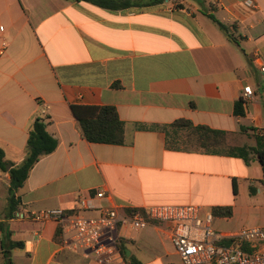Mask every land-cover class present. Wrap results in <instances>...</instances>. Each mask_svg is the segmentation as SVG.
<instances>
[{
	"label": "crops",
	"instance_id": "crops-1",
	"mask_svg": "<svg viewBox=\"0 0 264 264\" xmlns=\"http://www.w3.org/2000/svg\"><path fill=\"white\" fill-rule=\"evenodd\" d=\"M178 1L175 9L111 10L83 0H0V49L8 44L0 54V148L11 167L20 165L38 118L58 141L16 192L17 213H76L82 197L102 190L107 196L97 203L122 212L231 206V217L214 216L225 236L264 227V168L254 152H264V73L253 63L258 51L264 57V0ZM246 86L253 97L244 98ZM240 100L245 116L235 114ZM74 105L114 106L124 144L88 142ZM179 119L225 131L228 147L202 149L190 129L173 126ZM243 147L249 162L238 155ZM9 187V172L0 171V191ZM7 212L0 223L22 243L9 251L12 264H101L62 250L56 222L9 219ZM171 229L157 221L140 231L122 227V250L142 264H174ZM8 258L0 244V264Z\"/></svg>",
	"mask_w": 264,
	"mask_h": 264
},
{
	"label": "built area",
	"instance_id": "built-area-1",
	"mask_svg": "<svg viewBox=\"0 0 264 264\" xmlns=\"http://www.w3.org/2000/svg\"><path fill=\"white\" fill-rule=\"evenodd\" d=\"M162 4L175 9L179 1L162 0ZM248 4L254 6L252 1ZM7 46L4 41L0 54ZM253 63L264 73V57L260 51L255 54ZM254 94L251 86L244 88V98H251ZM258 134L264 136V130ZM106 196L107 193L101 190L94 196L82 197L80 210L76 213L60 208L45 209L31 211L28 216L18 212L15 218H29L39 223L56 222L62 250L79 252L85 259L101 264H128L121 247V228L140 231L153 221L172 225L171 238L181 264H264V227L243 229L235 235L225 236L214 229L213 212L204 211L199 205H154L122 212L117 206L105 207L97 203ZM224 239L231 240V243L222 244Z\"/></svg>",
	"mask_w": 264,
	"mask_h": 264
},
{
	"label": "trees",
	"instance_id": "trees-1",
	"mask_svg": "<svg viewBox=\"0 0 264 264\" xmlns=\"http://www.w3.org/2000/svg\"><path fill=\"white\" fill-rule=\"evenodd\" d=\"M94 3L103 8L111 10H120L136 6H148L162 3V0H83ZM210 19L229 36L230 28L220 22L215 16L210 15ZM231 40L236 41L232 36ZM72 111L78 120L80 129L84 138L90 143L108 144V145H122L125 142V128L121 121L117 109L114 106H72ZM235 114L238 116H245V102L240 100L235 105ZM174 127L180 129H190L196 135L200 147L208 152H216V149L223 146L226 142L227 133L225 131L212 129L208 126L198 125L186 119H179L173 123ZM260 138H264L260 136ZM58 147V141L47 130V124L44 119L38 118L31 130L29 131L27 141V157L18 166L11 167L6 162L5 152L0 148V171L9 172L10 187L8 191V212L7 218H15L19 207V198L16 192L23 187L28 180L29 175L34 166L39 160L51 153ZM255 150V149H251ZM240 157L246 162L250 161V150L243 147L238 149ZM260 163L264 168V152L254 151ZM237 190L235 189V192ZM237 193V192H236ZM213 214L216 217H231L233 209L231 206L214 207ZM0 232L2 233V240L0 242L3 253L6 258L9 257V251L21 247L22 243L13 241V231L6 223H0ZM57 236H59V229ZM6 264H12L8 258ZM129 264H142L141 261L134 256L127 258Z\"/></svg>",
	"mask_w": 264,
	"mask_h": 264
},
{
	"label": "rangeland",
	"instance_id": "rangeland-1",
	"mask_svg": "<svg viewBox=\"0 0 264 264\" xmlns=\"http://www.w3.org/2000/svg\"><path fill=\"white\" fill-rule=\"evenodd\" d=\"M226 146L228 147V142H225ZM224 146V145H223ZM222 147V146H221ZM9 191V190H8ZM5 194L8 195V192L6 193L5 189H3V191H0V217L1 216H4L5 214V210L7 209L8 207V199L4 198L5 197ZM176 251V250H175ZM165 252V251H163ZM177 252V251H176ZM170 262H173L174 264H180V257L178 256V254L176 255H170L169 259H168Z\"/></svg>",
	"mask_w": 264,
	"mask_h": 264
},
{
	"label": "water",
	"instance_id": "water-1",
	"mask_svg": "<svg viewBox=\"0 0 264 264\" xmlns=\"http://www.w3.org/2000/svg\"><path fill=\"white\" fill-rule=\"evenodd\" d=\"M129 256H130V253L127 254V257H129Z\"/></svg>",
	"mask_w": 264,
	"mask_h": 264
}]
</instances>
